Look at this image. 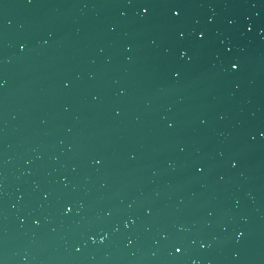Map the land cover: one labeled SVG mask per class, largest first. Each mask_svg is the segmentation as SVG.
<instances>
[{"label": "water", "instance_id": "water-1", "mask_svg": "<svg viewBox=\"0 0 264 264\" xmlns=\"http://www.w3.org/2000/svg\"><path fill=\"white\" fill-rule=\"evenodd\" d=\"M264 0H0V264H258Z\"/></svg>", "mask_w": 264, "mask_h": 264}]
</instances>
